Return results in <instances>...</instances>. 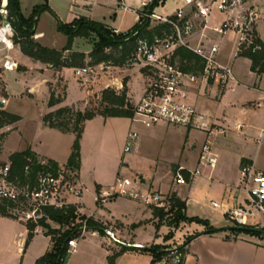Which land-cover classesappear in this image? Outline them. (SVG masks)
Returning <instances> with one entry per match:
<instances>
[{
	"label": "crops",
	"instance_id": "1",
	"mask_svg": "<svg viewBox=\"0 0 264 264\" xmlns=\"http://www.w3.org/2000/svg\"><path fill=\"white\" fill-rule=\"evenodd\" d=\"M36 1H39V3L37 2L38 4L30 6L27 10L24 0H20L22 13L26 17L37 6L48 3L58 18L65 23H71L79 17H87L93 21L103 23L118 32H125L140 21L144 5L150 0H136L137 4L135 8L129 7L127 0ZM168 1L171 2L170 5H167ZM245 1L246 6L256 8L258 11L259 18L255 26L258 36L264 41V0ZM181 4L182 0H165L154 9V12L161 15L171 14ZM48 15H52L55 18L58 29L57 18L51 12L44 11L37 17L34 30L35 39L44 46L61 50L67 43V36L64 34L59 45L49 42L47 30L41 24L42 18L47 19L49 18ZM226 16L217 13L211 16L209 23H213L216 19L221 20ZM129 20L132 21L131 25H128ZM203 35L213 41L214 39L221 38L222 49L230 45L229 56L221 54L218 61L223 65L233 68L236 81H231L236 86L232 85L230 88L232 95L227 99V94L224 95V92L220 90L221 86L225 84H221L213 79L207 80L203 78L197 82L187 81L188 100L197 110L198 124H206V130L201 131L203 137L199 141L193 139L195 130L198 129L192 127L158 123L151 127L145 126L140 129L139 135L143 137L144 141L152 143H157V138H164L169 133H180V135H183V138L182 136L180 137L178 141L179 145L176 149L177 153L180 151V156L169 166L172 175V188L168 190V194L161 193L159 185V171L162 169L161 163L158 160H152L151 163L148 162L145 165L141 163L135 164V159L139 155L136 152L131 153L124 150L128 133L130 130L136 128L135 122L130 117H105L97 115L85 122L81 137V167L76 171V178L84 188L80 208L86 214L92 215L96 220L105 223L110 222L114 224L120 222L126 226L130 224L137 225L138 222L145 220L157 222L158 217L154 215V209L151 205L132 198L129 199L134 200L141 206L140 210L142 217L146 218L145 220L140 218V221L137 219L133 223H129L126 221L128 215L125 210H122L123 212H112V210L107 209L105 204L114 197L102 198L103 204L97 207L96 210L90 211L87 208L85 189L93 190L94 199L97 201L96 190L98 185L100 186V191L107 190L115 182L116 178L122 175L123 171L131 169L141 178L144 189L148 188L162 195H176L186 203L185 214L188 217L200 219L201 222H186L180 235L166 242H163V235L165 234H162L160 230H157L155 237L152 238L156 243L173 245L177 242L181 245L189 236L199 233L186 247L184 264H264V234L238 233L232 229L222 230L213 234L204 233L209 226L222 228L224 224L221 218L225 217L228 219L226 212L230 208L243 204L248 200V193L242 182V165L252 164L255 168L264 169V161H260L261 152L264 150V73L259 75L252 71L251 59L239 54L240 39L237 33L230 31L225 35H220L207 28L194 35L193 43L197 44L198 39ZM97 41L98 36L96 33H92L88 37L76 36L73 41L72 50L89 55L95 49ZM16 48H18V54L12 53V55L25 67V70L4 69L3 54L0 51V100L5 102L4 108L1 109L12 112L8 110V105L13 97L29 96L35 98L38 91H42L43 97L46 99L47 108L41 114V121L38 124V134L30 139L25 148L18 151L30 148L38 158L53 159L59 165L67 164L76 134L74 132H63L57 128L45 125L42 120L44 114L66 105L84 110L90 100L99 95L107 87L115 88L118 91L125 87L131 103L137 102L145 89L147 78L138 63L131 62L124 65H114L110 62H102L93 64L91 66L96 67L95 69H98V71L93 68V72L84 77L87 79V82H83V78L76 75L75 70L78 67L54 68L48 63L34 60L24 54L18 45ZM30 59L33 60V70H36L41 75V79L28 85L27 82L23 81V75L31 69L30 63H28ZM87 61H90L89 56L87 57ZM244 78L250 80V83L243 82L242 79ZM51 91H55L57 95L60 94L63 97V101L53 107L48 106ZM217 94L219 95L216 96ZM223 100L225 101L223 102ZM21 120L0 128V134L4 130H18V124ZM43 135L49 136L54 140V144L52 143L51 147H43ZM206 142H209L212 152L217 155L218 162L214 168L199 163V158ZM139 144H141V141L137 142L136 150L139 148ZM90 148L95 153L96 158L106 157L113 160V170L116 169V164L120 161L117 172L115 171V174H113L115 175L113 180L106 181L103 178L102 169L99 170L95 164L87 162L88 152L86 151L90 150ZM3 149L0 152V159L7 160L12 153L8 155V158H2ZM188 153H193L191 157L194 159L193 168L189 165ZM178 167H183L182 173L184 176L185 172L189 173V178L185 177L186 183L179 184L175 182V173ZM197 168L200 169V172L192 176L191 171ZM89 171L93 172L90 176ZM89 177H91V181L88 180ZM183 186H186L185 189H183ZM213 201H216L219 206L214 207ZM208 208H211V211ZM3 218L11 220L13 223H7ZM254 221L258 223V226L264 227V214L256 213ZM15 223L21 224V231L13 235ZM110 227L112 230L114 229L112 225ZM28 231L26 222L14 217L0 215V241L2 237H7L9 240L12 239L13 243L18 244L19 253L22 251L26 237H28ZM35 231L36 233L38 231L45 233L44 229L40 226ZM113 231L117 236L122 235L120 228L115 227ZM91 234L93 236L99 235L97 232H92ZM134 234L137 235L134 237L135 241H145L140 240L138 236L140 234L136 231ZM85 237L86 235L77 239L75 252H81L86 257L90 255L92 248H95L100 252L98 264H110V256L114 254L116 255L114 264H126L125 260H120L121 256L119 257V255L126 250L129 251V247L132 246L117 244L106 235L103 236L104 240H99L98 243L95 241V243L92 242L87 245L82 243L81 245V239ZM51 245L52 240L47 251ZM135 251L137 253L142 252L144 256H147L144 264H161L162 262L158 261L154 263L152 261L154 256L151 252L141 249H135ZM5 253L0 249V264L7 263Z\"/></svg>",
	"mask_w": 264,
	"mask_h": 264
},
{
	"label": "built area",
	"instance_id": "2",
	"mask_svg": "<svg viewBox=\"0 0 264 264\" xmlns=\"http://www.w3.org/2000/svg\"><path fill=\"white\" fill-rule=\"evenodd\" d=\"M150 2L151 0L145 5ZM217 13L227 16L209 23L211 16ZM145 14L150 20H158V24H170L173 32L164 31L161 35H155L153 40L142 38L138 41L133 62H143L147 81L140 99L132 103L134 114L131 119L146 127L158 123L194 127L198 124V115L195 106L188 100L187 81L197 82L202 78L213 79L221 84L230 80L236 81L233 68L221 64L216 58L219 52L217 43L203 35L197 44H194V35L207 28L220 35L233 31L239 35L240 47L243 44L249 46L255 38L258 11L246 6L245 0H182V4L171 14L161 15L154 11ZM14 21L9 0H0V51L3 54V68L7 70L18 67L17 60L12 55L17 47ZM127 32L128 30L125 31ZM180 47L188 48L204 59L205 66L200 73L185 72L180 67L175 57ZM75 72L83 78V82H87L84 77L93 72V67L85 65L76 68ZM138 137L137 130H130L125 152H130L135 147ZM217 162V155L212 152L209 142H206L199 163L214 168ZM37 164L40 168L35 171L33 165L28 163L21 177L19 174L13 175L10 160H0V197L14 203L15 206L10 210L14 216L21 213L27 221H37L42 217L45 206L63 207L81 202L84 188L69 175L70 170L67 167L59 165L55 169L48 159L42 158H37ZM183 170V167H178L174 179L176 183H186ZM199 172L200 169L197 168L191 171V175ZM241 174L248 200L230 208L226 212L227 217L237 226H257L264 229L254 221L256 213L264 214V169L244 164ZM114 195L129 197L161 208L171 205L170 196L144 189L140 177L119 175L107 190L101 191L103 199ZM212 204L214 207L219 206L216 201ZM86 231L84 225L82 233ZM96 232L98 233L93 231ZM105 235L117 244L141 247L140 243H126L121 240L112 229L107 228ZM76 244L77 238L69 241V252L76 248ZM67 262L63 257L58 264Z\"/></svg>",
	"mask_w": 264,
	"mask_h": 264
},
{
	"label": "trees",
	"instance_id": "3",
	"mask_svg": "<svg viewBox=\"0 0 264 264\" xmlns=\"http://www.w3.org/2000/svg\"><path fill=\"white\" fill-rule=\"evenodd\" d=\"M163 1L165 0H151L150 3L144 6L142 13H152ZM9 5L12 14L15 17V42L20 47L21 51L34 60L48 63L54 68L81 67L86 64L93 65L102 62H110L114 65L131 63L133 62L139 39L147 38L153 40L155 35H161L164 31L168 33L173 32L172 26L166 23L157 24L151 27L150 18L147 16L144 18L142 15L140 21L125 33L116 32L103 23L93 21L87 17L77 18L71 23H65L58 18L48 3L37 6L28 17L22 13L20 0H9ZM44 11L51 12L57 18L58 30L67 36V43L61 50L44 46L35 39L34 30L37 17ZM134 32L137 34H134ZM92 33L97 34L98 41L95 49L89 55L72 50L73 41L76 36L88 37ZM254 35L255 38L249 46H246L245 44L241 45L239 54L250 58L252 61L251 70L261 75L264 73V41L258 36L256 30L254 31ZM88 56L90 57V61H87ZM175 57L180 64V67L185 72L200 73L205 66L202 57L185 47L178 48ZM95 98L98 99L100 108L87 106L84 110H80L73 106L66 105L51 110L43 116V122L45 125L57 128L63 132H74L76 134L72 152L65 165L71 171H77L81 167V137L87 120L93 119L97 115H103L105 117L131 118L134 114L133 104L127 96V89L125 87L119 91L115 88L107 87L103 89L99 95H96ZM62 101L63 97L60 94L57 95L55 91H51L48 101L49 107L56 106ZM21 119V115L0 108V128L18 122ZM37 158V155L30 148L12 153L9 159L12 163L11 169L13 175L19 174L23 177L24 168L28 163H31L34 170L37 171L40 168L37 164ZM48 161L55 169L59 166L58 162L53 159H48ZM185 177L189 178V173L185 172ZM97 191L98 193L100 192L99 185L97 186ZM170 201L171 212L175 211L177 213V216L172 218L175 223H179L180 221L201 222L199 218L188 217L185 214V201L181 200L174 194L170 197ZM14 206L15 205L12 201L0 197V215L16 218L10 211ZM78 207V205L74 204L65 205L63 207L45 206L41 218L37 221L29 220L26 223L29 230L28 240L34 236L35 230L38 226L42 227L45 234L50 236L52 240L50 249L38 258L35 264H58L63 257L68 260L70 254L69 241L73 238L80 237L84 225H86L87 230L98 231L105 235L107 227L102 223L95 221L93 218H87L84 223L72 224L77 217ZM166 214L167 213L163 208H154V215L159 218L157 227H159L163 219L166 218ZM48 220L59 224L60 227L54 228ZM245 227L246 228L244 229H237L231 227L216 228L209 226L204 233L213 234L222 230L232 229L238 233L245 232L252 235H263L260 231L256 230V226ZM198 234L199 233L189 236L184 243L178 247V252L180 254H177L178 260L176 264H184L186 247ZM145 250L153 254L154 261H162L163 255L170 251L168 247L162 245H155ZM115 259V254L110 256V264H114Z\"/></svg>",
	"mask_w": 264,
	"mask_h": 264
},
{
	"label": "rangeland",
	"instance_id": "4",
	"mask_svg": "<svg viewBox=\"0 0 264 264\" xmlns=\"http://www.w3.org/2000/svg\"><path fill=\"white\" fill-rule=\"evenodd\" d=\"M39 1L36 0H24V5L26 6V9L28 10V8H30V6H33L34 4H38ZM41 3V2H40ZM128 6L131 8H135L136 7V0H127ZM170 1L167 2V5H170ZM122 4V2H121ZM160 12V11H157ZM142 17L146 18V14L145 12L141 14ZM49 18L45 19L42 18V22L41 24L43 25V27L46 28L47 30V38L49 40L50 43L53 42V44L59 45L61 44L62 41V37L64 36V34L59 31L57 29V25H56V20L52 15H48ZM81 18V17H79ZM132 21L129 20L128 21V25H131ZM158 24V20L152 19L151 20V27L155 26ZM221 38L215 40L214 42L217 43V45L219 46V52L217 53V60H219L220 55L223 54L225 56H229V51H230V45H227V47L224 49L221 48L222 45V40H220ZM13 54H18V48H16L15 50H13ZM18 63V67L17 70L18 71H22L25 70V67L19 63V61L17 60ZM30 63L29 66H31V69L28 70V72L23 75V81L27 82L28 85H31L32 83L38 81L41 79V75L36 71L33 70L34 69V65H32L33 60L30 59ZM140 66H141V70L144 72L145 74V68H143V62L139 61L137 62ZM94 70H96V67H93ZM98 71V69L96 70ZM246 73V72H244ZM146 76V74H145ZM243 82H247L250 83V80L244 78L242 79ZM232 85H235L233 81H229L228 83H226L225 85L221 86L220 90L223 91L224 95H226V98L229 99L230 95H232L230 88L232 87ZM219 94H217L216 96H218ZM44 94L42 91H38L37 96L35 98H31L29 96H24V97H13L10 100V103L8 105V110H11L13 113H16L18 115L23 116L21 122H19L18 124V130L15 131H9V130H4V134L1 133L0 134V152L3 149V155L2 158H8V155L10 153H14L18 150H21L23 148H25L28 145V142L30 141V139L32 137H34L36 134H38V127H39V121H41V114H43L45 108H47V105L45 103V98L43 97ZM215 100H217L215 97H213ZM225 98V99H226ZM225 100H223L224 102ZM89 107H95V108H100V104L98 102V99L96 98H92V100L89 102L88 104ZM42 112V113H41ZM43 120V117H42ZM175 126H182V125H175ZM206 124L202 123V124H197L192 128L198 129L195 130V134L193 135V139L196 140H200L203 137V133L201 131L206 130ZM135 127L134 130H137L138 133L140 131V129H142V127H145L142 123L140 122H135ZM186 127V126H183ZM6 133V134H5ZM183 135L180 133H169L168 136L164 137V138H157V143L154 142H150V141H144L143 137L141 135H139L137 142L141 141V144H139V148H137V150L135 149V147L130 151L131 153L136 152L138 156V158L135 159V164H146L148 162H152V160H158L161 165H162V169L159 171L160 174V189H161V193L163 194H168V190H170L172 188V182H171V172L169 170V166L172 164V162L178 158L180 156V151H178V153L176 152V149L179 145L178 141L180 139V137ZM42 145L43 147L49 148L52 146V143L54 144V140L51 139L49 136L43 135L42 138ZM264 147V144H263ZM263 149V148H262ZM88 152L87 155V162H91L93 164H95L97 166V169L99 168V170L102 169V173H103V178L106 181H111L113 180L114 176L113 174H115V171L117 172L118 170V165L119 162L116 164L117 167L115 170L112 169L113 167V163L114 161L111 159H107L106 157H98L96 158V155L93 151L90 150L86 151ZM193 153H188L187 156L189 157V165L192 167L194 166V159H192ZM104 159V160H103ZM107 159V160H106ZM1 161H7V160H3L0 159ZM149 160V161H148ZM104 161V163H103ZM260 161H264V150H262L261 152V158ZM134 162V161H133ZM115 165V164H114ZM65 166V165H64ZM66 167V166H65ZM161 168V167H160ZM193 168V167H192ZM68 169V168H67ZM70 170V169H69ZM89 176L93 173L92 171H89ZM70 176H73L74 179L77 180L76 178V171H71L69 172ZM122 175L124 176H128L130 178H135V177H139L135 171H132L131 169H128L127 171H123ZM88 177V176H87ZM88 180L91 181V177L88 178ZM78 181V180H77ZM186 186H183V189H185ZM97 191V190H96ZM173 194L167 195V196H172ZM94 191L93 190H86L85 189V197H86V204H87V208L88 210L92 211V210H96L97 207H100L101 204H103L102 202V196H101V191L98 193L97 191V201L94 199ZM110 197H114L112 198V200H110L108 203L105 204L107 209L112 210V212H123L122 210H125L128 217L126 219L127 222L129 223H133L134 221H136L137 219L140 221V218H142L143 220H145V217H142V212H141V206L138 205L134 200L129 199L128 198H124L118 195H114V196H110ZM79 207L77 209V217L75 218V221L72 223L74 224H80V223H84L86 222L87 218H93L95 221L96 220L92 215H88L85 212H83V210L80 208V203L77 204ZM131 207H129V206ZM136 206V207H135ZM154 208H161V207H157L155 205H151ZM134 207V209H133ZM137 208V209H136ZM170 206H168L167 208H163V210H165L166 214V218L163 219L162 223L159 225V227H157V224L159 223V218L156 221H143V222H138L137 225L134 224H130V225H124L120 222H116L114 224L108 222H101L98 221L100 223H102L103 225H105L107 228L112 229L110 227V225L113 226V228H120L121 229V234L120 236H117L118 238H120L121 240L125 241L126 243H140L141 247H129V251H124L122 252L119 257L120 260L123 261L125 260L126 264H144L147 260V256H144V254L141 253H137L135 251V249H141L143 251H146L145 249H148L149 247L155 246V245H162V246H166L168 247V249H170V251H168L167 254L163 255V259L161 264H176L177 260H178V255L180 254L178 252V247L180 246L177 242H175L173 245H165L164 243H156L155 240H152V238L155 237V233L157 230H160V232L163 235V242H166L168 240H170L171 238H174L177 235H180L181 231L184 229V224L186 223V221H180L179 223H175V221L172 220V218L177 216V213L171 212L170 210ZM209 211H211V208L209 209ZM182 211V210H181ZM215 214V213H213ZM15 217L19 220H22L24 222H28L27 219L24 217L23 214L21 213H16ZM4 221H7V223H13L11 222V220L5 219L3 218ZM222 222H223V227H230V226H235L233 224V222H231L229 219H226L225 217H222ZM49 223L54 227V228H59L60 225L48 220ZM15 229H14V233H18L19 231H21V224L15 223ZM137 228V229H136ZM113 229V230H114ZM135 231L140 234L138 235L140 240H145V241H135L134 237H136L137 235L134 234ZM93 232V230H87L85 233L83 234V237L86 235V237L84 239H81V245L82 243H85L86 245L89 243H92L95 241L98 243L99 240H104L102 233H99V235L93 236L91 233ZM114 232V231H113ZM115 233V232H114ZM82 234L80 235V237L82 236ZM170 238H169V237ZM77 238V239H80ZM156 237H158V235H156ZM82 238V237H81ZM50 237L48 235H46L43 232H37L35 231L34 236L28 240V237H26V240L24 241V245L22 248V251L19 253V246L16 243L12 242V239H7V237H2L1 241H0V249L1 251L6 252L5 253V260L7 261V263L5 264H35L37 259L40 258L42 255H44L47 252V249L50 245ZM174 245H176L174 247ZM82 247V246H81ZM93 247V246H92ZM135 248V249H133ZM76 249H72L69 257H68V262L67 264H98L99 260H100V252L98 249L92 248V250L90 251V255H87L85 257V255L83 256V254H81V252H75ZM118 258V257H117ZM4 259V258H3ZM154 263H157V260H152ZM98 262V263H97Z\"/></svg>",
	"mask_w": 264,
	"mask_h": 264
},
{
	"label": "water",
	"instance_id": "5",
	"mask_svg": "<svg viewBox=\"0 0 264 264\" xmlns=\"http://www.w3.org/2000/svg\"><path fill=\"white\" fill-rule=\"evenodd\" d=\"M5 106V102L3 100H0V108H4ZM231 228H237V229H244L246 228L245 226H230ZM225 228H228V227H225ZM256 230L260 231L262 234H264V229L263 228H260V227H256Z\"/></svg>",
	"mask_w": 264,
	"mask_h": 264
}]
</instances>
